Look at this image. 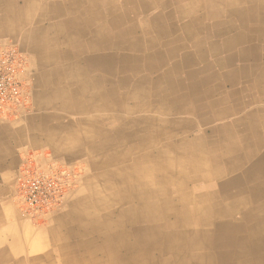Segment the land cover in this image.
Masks as SVG:
<instances>
[{
  "label": "bare ground",
  "instance_id": "1",
  "mask_svg": "<svg viewBox=\"0 0 264 264\" xmlns=\"http://www.w3.org/2000/svg\"><path fill=\"white\" fill-rule=\"evenodd\" d=\"M101 2H63L91 35L65 44L66 68L93 72L85 100L108 118L91 161L111 166L106 193L92 189L84 228L107 241L96 264H264V56L253 67L256 48L237 49L264 37V0ZM218 38L225 54L210 59Z\"/></svg>",
  "mask_w": 264,
  "mask_h": 264
},
{
  "label": "crops",
  "instance_id": "2",
  "mask_svg": "<svg viewBox=\"0 0 264 264\" xmlns=\"http://www.w3.org/2000/svg\"><path fill=\"white\" fill-rule=\"evenodd\" d=\"M101 1L85 0L83 10H92V4ZM63 2L0 0V49L14 44L26 60L25 107L12 120L0 121V264H96L98 250L109 248L107 241L100 239L101 243L98 242L99 233L84 230L95 220L93 214L87 216L94 204L92 189L99 190L102 197L106 193L104 182L97 176L111 170V166L96 169L91 165L97 155L96 138L107 139L108 134L101 131L107 125L96 136L98 127L107 123L108 118L102 117L107 112L97 110L94 103L85 100L94 96L91 89L82 86L84 81L92 79L93 72L82 74L77 69L66 68L75 57L70 52L69 62L65 63V44L76 45L90 40L91 35L82 36L80 25L70 22L71 17H67L70 13L66 11L68 5ZM99 8L103 11L111 9L106 4ZM260 23L264 28V19ZM222 41L221 38L216 40L217 53L208 49L210 41H204L210 59L224 56ZM247 46L256 48L255 54L249 57V63L254 67L257 59L264 56L263 35L256 33L248 45H240L237 49ZM237 49L228 52L229 49L227 54ZM190 50L196 56L203 54L196 48ZM258 63L253 78L259 74V65L264 67L262 60ZM225 90L227 94L236 91L230 84ZM111 113L112 117L120 118L117 112ZM211 126L210 123L205 125V130ZM206 136L214 140L211 134ZM103 154L105 157L113 152ZM83 155L91 158L86 163L93 170V184L83 182L77 197L63 213L65 217L63 214L56 216L47 226L32 224L23 216L17 198V187L23 174L57 167L54 163L58 160L73 161ZM116 156L124 154L117 153ZM108 224L104 229L106 237L110 233L106 228Z\"/></svg>",
  "mask_w": 264,
  "mask_h": 264
},
{
  "label": "built area",
  "instance_id": "3",
  "mask_svg": "<svg viewBox=\"0 0 264 264\" xmlns=\"http://www.w3.org/2000/svg\"><path fill=\"white\" fill-rule=\"evenodd\" d=\"M25 72L26 60L17 46L10 44L0 49V121L12 120L25 107ZM67 185L63 169L25 172L17 187L23 215L40 221L54 214L64 203Z\"/></svg>",
  "mask_w": 264,
  "mask_h": 264
},
{
  "label": "rangeland",
  "instance_id": "4",
  "mask_svg": "<svg viewBox=\"0 0 264 264\" xmlns=\"http://www.w3.org/2000/svg\"><path fill=\"white\" fill-rule=\"evenodd\" d=\"M89 158L90 156L83 155L82 157L80 156V157L75 158L73 161H68L67 159H61L54 163V165L57 166L54 168L63 169L67 173L68 185H67L64 203L62 207L58 209V211H56L54 214L49 215L48 217L40 221H32L29 219L32 224L34 225L45 224L46 226L49 225L50 223H52L51 222L52 219H54L58 215L63 214L68 209L70 202H72L77 197V194L79 193L84 181H86V184L88 185L93 184V181L91 180V176L93 175V170L90 169V167L86 163ZM17 198H18V195H17ZM19 205H20V202H19Z\"/></svg>",
  "mask_w": 264,
  "mask_h": 264
}]
</instances>
